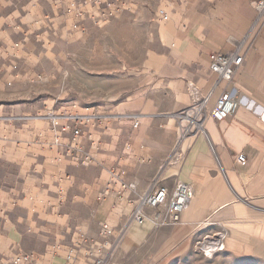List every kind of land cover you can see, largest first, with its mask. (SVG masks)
<instances>
[{
    "label": "crops",
    "instance_id": "obj_1",
    "mask_svg": "<svg viewBox=\"0 0 264 264\" xmlns=\"http://www.w3.org/2000/svg\"><path fill=\"white\" fill-rule=\"evenodd\" d=\"M256 1L166 4L170 18L160 21L156 49L143 63L148 75L139 92L141 105L126 111L130 121L123 118L134 126L125 124L132 131L127 137L131 151L100 153L141 193L156 180L169 188L178 179L192 183L189 207L167 231L154 228L153 209H146L144 224L136 223L127 197L118 200L113 193L93 205L97 191L80 197L83 204L60 202V188L72 193V184L88 167L68 155L62 161L55 158L49 122L38 141L33 116L0 104V264L18 251L31 254L28 264H94L103 223L116 229L105 249L106 264H174L220 227L227 231L222 252L264 261V16H258ZM9 21L15 30L16 13ZM233 51L244 54L245 61L228 83L212 71L210 53ZM190 83L201 95H210L208 110L226 89L234 91L238 106L222 121L208 117L205 133L187 137L180 145L181 159L169 164L180 137V113L193 103ZM106 124L92 130L99 141L101 134L114 132L110 123L103 132ZM115 142L99 145L111 151ZM240 154L246 156L244 162L237 160Z\"/></svg>",
    "mask_w": 264,
    "mask_h": 264
},
{
    "label": "rangeland",
    "instance_id": "obj_2",
    "mask_svg": "<svg viewBox=\"0 0 264 264\" xmlns=\"http://www.w3.org/2000/svg\"><path fill=\"white\" fill-rule=\"evenodd\" d=\"M124 1L127 7L124 12L102 27L91 25L88 33H80L72 28L76 21L72 12L75 0H0V104L8 109L20 107L22 114L33 116L38 141L40 133L48 129L45 115L49 110L75 104L79 108L98 107L109 115H113L111 111L125 112L106 120L108 124L104 127L110 123L114 132L101 134L98 143L83 138V147L102 163L89 166L78 177V183L72 184L73 192L66 194L64 200L68 205L83 204L80 197L97 191L92 195L93 205L105 194L115 166L100 153L121 154L132 136L129 129L134 126L125 114L139 108L142 102L139 92L148 75L143 63L156 49L162 29L156 12L180 0ZM13 13L18 17L20 29L10 26ZM83 23L90 26L89 17H84ZM48 39L53 43L47 44ZM17 42L19 46L13 47ZM125 117L129 118L126 123ZM23 133L27 134L26 129ZM185 139L176 142L168 161L181 152L180 145ZM103 140H115L116 145L111 151L102 148L99 144ZM174 264H264V261L235 258L224 252L209 258L193 251Z\"/></svg>",
    "mask_w": 264,
    "mask_h": 264
},
{
    "label": "built area",
    "instance_id": "obj_3",
    "mask_svg": "<svg viewBox=\"0 0 264 264\" xmlns=\"http://www.w3.org/2000/svg\"><path fill=\"white\" fill-rule=\"evenodd\" d=\"M20 1V0H16ZM61 1V0H57ZM72 5V12L76 16V21L72 24V28L80 33H88L89 29L94 25L102 27L110 19L116 17L127 9L124 0H75ZM255 9L258 16H264V0L255 2ZM159 21L169 20L170 15L165 7H161L157 11ZM89 17L90 26L83 23L84 17ZM92 25V26H91ZM20 29L19 26H16ZM47 44L53 43L52 40H46ZM19 43H15L13 47H18ZM211 69L219 78L225 79L228 83L234 80V77L240 70L245 61V55L238 51L219 53L211 52ZM15 67V66H14ZM193 103L190 107L181 111L183 118L180 128L179 139L197 133H205V120L208 117L216 121H222L236 112L238 101L232 89H226L217 99L215 106L208 110L209 94L201 95L197 86L193 83L189 84ZM49 122L51 142L50 148L56 151V159L62 161L65 155H68L73 162L81 167H89L98 165L99 160L90 151L83 147V138L93 141V144L99 142L98 138L93 135V128L103 125L112 115L102 113L98 108L88 106L79 108L77 105L62 106L56 110H49L46 113ZM107 127L103 132L107 131ZM178 139V140H179ZM123 151L129 153L131 147L126 143ZM181 154L173 155L169 164H176L181 159ZM237 160L244 162L246 156L240 154ZM115 194L118 200L127 197L129 205L132 207V219L138 224H144L148 218L146 209H153L155 214L152 218L154 228L157 230L167 231L180 222L181 214L189 207L191 198L194 195L193 185L182 179H178L173 188H169L160 180H156L154 184L145 192L137 191L135 182L127 181L123 172L118 168L111 171V178L107 186L105 197L109 194ZM58 200H65V192L63 188L59 190ZM116 229L107 223H103L99 239L102 242L98 249V256L94 264H105V249ZM227 231L220 227L214 232L204 235L196 242V251L205 257H213L215 254L224 251ZM73 250L69 253L72 257ZM32 256L29 253L18 251L8 256L4 264H28Z\"/></svg>",
    "mask_w": 264,
    "mask_h": 264
}]
</instances>
